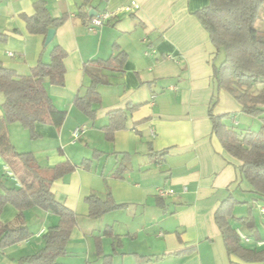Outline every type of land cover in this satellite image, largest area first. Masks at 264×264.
Masks as SVG:
<instances>
[{
    "label": "crops",
    "instance_id": "0c3cea01",
    "mask_svg": "<svg viewBox=\"0 0 264 264\" xmlns=\"http://www.w3.org/2000/svg\"><path fill=\"white\" fill-rule=\"evenodd\" d=\"M42 2L52 18L66 20L54 28L51 42L30 34L23 16ZM209 0H0V66L28 75L38 63H49L55 46L67 53L64 84L44 82L53 105L66 112L57 128L36 124L35 137L18 123L3 126L0 94V176L5 166L20 165L16 153H32L41 168L69 161L76 169L51 185L54 198L76 216L61 264H264L245 262L226 251L215 212L232 197L230 225L242 245L264 250V201L256 200L240 178L241 163L222 148L209 117L228 115L222 122L236 126L241 105L218 90L213 70L223 61L194 13ZM95 15L120 12L91 32L80 11ZM94 15V16H95ZM90 17V16H89ZM93 17V16H92ZM90 17V18H92ZM126 54L118 72L103 70L106 84L97 87L100 103L89 119L74 105L90 79L85 64ZM127 112L126 129L105 138L103 127L111 111ZM249 117V116H248ZM238 125V124H237ZM240 126V125H239ZM76 128H83L77 139ZM246 129V128H244ZM95 151L100 155L94 158ZM165 153L156 161L152 154ZM83 161H90L88 168ZM123 165L122 179L114 173ZM14 169V170H13ZM7 177V176H6ZM7 186H15L4 177ZM22 186L21 181L18 179ZM159 190L172 191L165 196ZM0 194L2 191L0 190ZM111 197L122 207L101 217H88L84 198ZM17 210L6 205L4 224L16 226ZM249 217L253 227L238 221ZM58 216L38 207L24 211L32 237L0 252V264L44 247L43 235L58 224Z\"/></svg>",
    "mask_w": 264,
    "mask_h": 264
},
{
    "label": "trees",
    "instance_id": "16d2710c",
    "mask_svg": "<svg viewBox=\"0 0 264 264\" xmlns=\"http://www.w3.org/2000/svg\"><path fill=\"white\" fill-rule=\"evenodd\" d=\"M90 0H84V3ZM107 1V0H99ZM32 16H23L26 29L30 34L46 36L48 29L57 28L64 23L66 17L55 19L50 16L42 2L34 5ZM264 14V0H209L206 7L197 10L194 16L207 31L211 44L223 61L213 70V79L218 90L230 94L242 108V113L260 118L262 125L258 131L245 129L235 131L222 121L228 115L214 116L210 107L209 117L212 132L222 148L232 158L241 163L239 167L241 181L247 184L249 191L258 201H264V30L259 27ZM85 24L90 17L88 12L80 11ZM5 37L0 35V41ZM67 53L59 46L53 47L49 63H38L28 75H18L13 70L0 66V94L3 97V126L18 123L26 129L31 137H35L36 124L51 125L59 128L66 112L58 110L48 96L44 82L51 85L64 84V60ZM126 60L123 51L108 58L85 64L84 74L90 79L83 95L77 96L74 105L86 117H95L94 106L100 103L97 87L105 85L103 70L118 72ZM108 123L103 127L106 140H113L116 131L126 129L127 112L111 111L107 114ZM14 157L22 167L18 179L22 186H7L6 176H0V214L6 205L17 210L16 226L0 221V252L32 237V233L24 225V211L38 207L58 216V224L48 229L43 235L44 247L36 254L19 259L18 264H61L58 258L66 254V245L71 231L76 225V216L64 204L58 202L52 192V183L73 172L76 167L69 161L61 162L53 168H41L32 153H16ZM95 151L93 156H99ZM156 161L165 153L152 154ZM82 166L88 168L90 161H83ZM125 166L121 165L114 173V178L122 179ZM88 208V217L95 219L114 211L122 205L115 203L111 197L100 199L94 195L84 198ZM236 201L230 196L221 203L215 212V222L220 230L226 251L245 262H264V250L245 248L235 229L230 225L232 208ZM249 217L238 219L251 229ZM107 264V262L105 263Z\"/></svg>",
    "mask_w": 264,
    "mask_h": 264
},
{
    "label": "built area",
    "instance_id": "2783aa9c",
    "mask_svg": "<svg viewBox=\"0 0 264 264\" xmlns=\"http://www.w3.org/2000/svg\"><path fill=\"white\" fill-rule=\"evenodd\" d=\"M120 12H101L97 13L95 16H93L90 21L88 22V29L91 32L96 31V29L101 28L104 26L110 19L115 18L118 16ZM83 132V128H76L72 132V138L75 140L78 138V136ZM5 175L10 178L16 187H21V184L19 183L17 177L15 174L11 171V169L8 166H5ZM160 196H165L166 194H171L172 191L167 190H159ZM261 214H264V208H260ZM239 237L242 241L248 243L249 239L244 236L243 234L239 233Z\"/></svg>",
    "mask_w": 264,
    "mask_h": 264
},
{
    "label": "rangeland",
    "instance_id": "374dc122",
    "mask_svg": "<svg viewBox=\"0 0 264 264\" xmlns=\"http://www.w3.org/2000/svg\"><path fill=\"white\" fill-rule=\"evenodd\" d=\"M258 25L259 27L261 26L262 29L264 30V14H262L261 20ZM237 124L236 126H231L235 131L238 132L244 131L245 130L244 128L251 131H258L262 125V121L260 120V118L244 116L238 120ZM12 166L15 169V170L13 169L14 172L19 177V175L22 174V167L20 165H17L15 162H13Z\"/></svg>",
    "mask_w": 264,
    "mask_h": 264
},
{
    "label": "water",
    "instance_id": "95a60500",
    "mask_svg": "<svg viewBox=\"0 0 264 264\" xmlns=\"http://www.w3.org/2000/svg\"><path fill=\"white\" fill-rule=\"evenodd\" d=\"M95 11H91L89 13V16L92 17L95 15ZM55 34V30L53 28L48 29L46 37H45V45L49 44L51 42V40L53 39Z\"/></svg>",
    "mask_w": 264,
    "mask_h": 264
}]
</instances>
